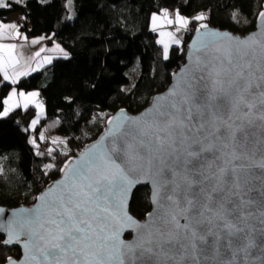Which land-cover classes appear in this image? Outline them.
I'll return each mask as SVG.
<instances>
[{
    "label": "snow or ice",
    "instance_id": "obj_1",
    "mask_svg": "<svg viewBox=\"0 0 264 264\" xmlns=\"http://www.w3.org/2000/svg\"><path fill=\"white\" fill-rule=\"evenodd\" d=\"M14 2L19 4L22 0ZM10 7L8 0H0V9ZM202 18L196 17L198 20ZM152 19L155 25L159 18L154 14ZM164 19L168 24L175 22L184 28L188 24L179 12L173 21L165 10ZM259 19L261 39L257 40L254 34L239 43L249 45L251 42L264 48V12L259 13ZM6 30L20 35L18 25L0 21V40L5 38ZM161 35L171 37L173 33L162 32ZM223 38L234 39L227 34L222 37L217 32H204L193 45L194 62L181 71L176 86L157 97L153 108L142 119L117 117L116 127L109 133L113 137L110 145H94L72 167L66 165L63 180L43 193L37 206L22 210L18 220L8 223L4 229L8 238L3 244H20L21 237L24 240L22 259L6 258V264H144L141 258L144 252L154 251L153 244L175 264V246L195 249L198 243L207 244L205 233L210 229L206 225L212 223L218 229L212 233L216 241L225 242L223 246L232 253L233 259L238 253H244L246 264L247 257L253 256L251 250L259 249L260 259L264 262V243H257L255 235L259 231L260 239L264 241V191L255 197L250 195L252 189L243 190L241 176L249 174L250 166L243 162L247 152H237L235 144L236 130L244 122L251 124L249 117L264 121V75L259 77L255 91H252L253 84L245 79L243 71L236 74L238 79L228 81L227 89L220 79V72L215 73L216 78L205 73L203 69L209 67L210 61L196 53ZM38 42L32 41L33 44ZM173 42L178 44L180 41ZM160 43L164 44V58L167 59L168 43L163 40ZM16 48L14 43H0V73L5 81L10 80L13 84L21 76L35 71L17 70L24 57L14 54ZM44 51L41 48L35 57ZM44 59L51 62V57ZM248 67L251 68V64ZM239 80H245V83L242 85ZM233 86L235 94L231 91ZM38 95L21 91L17 99V92L13 89L3 101L6 107L0 111V116H7L13 108L20 106V101L25 108L32 103L42 109V104L35 100ZM257 96L260 98L258 103ZM38 119L32 121L33 128ZM238 120L241 124H237ZM112 123L109 120V124ZM40 139H44L43 134ZM30 143L35 145V139ZM246 144L247 137L245 148ZM229 148L231 150L227 151ZM48 151L51 153L52 149ZM216 161L220 163L213 172L212 165ZM206 166L208 172L204 173L201 170ZM253 166L260 169V176L264 177V152ZM46 167L52 168L53 165ZM181 171L184 172L183 182L177 180ZM193 171L204 180H215L217 185H231V195L227 198L218 195L216 185L207 192L197 187L202 181L189 178L188 173ZM2 173L3 167L0 166ZM141 175L152 182L154 205L153 212L147 214L143 223L128 215L122 195H126L127 189L134 181H139ZM200 192H205L203 198L198 195ZM175 209H179V214ZM249 217H258V225L250 228ZM181 219L184 223L180 222ZM127 228L135 231L133 241L121 239ZM165 245L172 247L166 248ZM138 249L142 250L139 256ZM219 250L213 248V251ZM126 256L129 259L126 260Z\"/></svg>",
    "mask_w": 264,
    "mask_h": 264
},
{
    "label": "trees",
    "instance_id": "obj_2",
    "mask_svg": "<svg viewBox=\"0 0 264 264\" xmlns=\"http://www.w3.org/2000/svg\"><path fill=\"white\" fill-rule=\"evenodd\" d=\"M68 1L17 4L8 0L11 7L0 9V21L8 22L17 14L28 38L46 37L63 48L50 65L16 85L21 90L40 91L46 116L35 128L32 121L38 110L34 106L19 107L0 117V206L34 204L42 190L60 176L64 164L102 134L112 115L121 109L137 114L169 87L185 62V45L173 47L165 59L151 29L154 14L179 11L190 18L194 28L208 22L245 35L255 30L264 5V0H73L76 17L71 21ZM201 14L205 18L197 22ZM185 38L187 44L189 37ZM11 89L9 83L2 85L0 111ZM44 132L66 143H53L47 136L40 139ZM33 139L35 145L30 143ZM151 209L149 188L137 189L131 212L144 219ZM20 256L18 248L0 245V263Z\"/></svg>",
    "mask_w": 264,
    "mask_h": 264
},
{
    "label": "water",
    "instance_id": "obj_3",
    "mask_svg": "<svg viewBox=\"0 0 264 264\" xmlns=\"http://www.w3.org/2000/svg\"><path fill=\"white\" fill-rule=\"evenodd\" d=\"M261 12H264V5ZM202 25H206L207 27H201ZM207 31H213L219 33L222 37H224L225 34L227 36L232 37L234 39L229 40L227 38H223L219 40L218 43L213 44L210 48L196 53V55L201 56L203 59L204 57H207L210 61L209 67L206 69H203L205 73H211L212 78L215 77L216 72H220L221 76L220 79L223 81L224 87L228 88V81L232 79H238L237 73L240 71L244 72L245 79L247 81H251L253 84L252 91H255V84L259 82V77L261 75H264V48H261L258 44H252L249 42V45H244L239 43L240 40H246L249 37H253L255 34V38L257 40L261 39L260 33H261V24L260 19L258 17L257 24L255 30L242 35L234 33L230 30H223L217 27H214L213 25L209 24L208 22H202L197 25L195 28L194 33L190 36L189 42L185 47V62L182 64V66L178 69V71L173 75L172 82L169 85V87L162 93L155 95L150 104L141 112L137 114H131L126 109H121L118 112H116L114 115H112L106 124V127L104 128L102 134L93 142L85 146L80 153L77 156H74L70 158L62 167L60 176L52 181L45 189L42 190V192L37 196L36 201L31 206H20L16 208H8L4 206H0V245L13 249L18 248L21 251L20 258H14L10 257L12 260L19 261L23 257V249H22V243L24 240V237H21V243H12L9 245H4L3 242L8 238L7 231L4 230L8 223L10 221L18 220L19 214L22 212V210L25 209H33L35 206L39 204L38 198L45 193L50 187L55 185L57 182H60L63 180L65 176L66 165L68 167H72L73 163L76 161H79L81 157L94 145L97 144H104V145H110L111 140L113 139L112 136L109 135L110 130L116 127L117 117H127V118H137L142 119L150 109L153 108L154 104L156 103V98L165 95L168 93L170 89H172L174 86L177 85V82L179 80V74L183 69H185L186 66H188L191 62H194L193 57V45L200 39L201 35L204 32ZM231 56V63H229V57ZM251 64V68L248 67V65ZM249 72H251V75H249ZM239 82L243 85L245 83V80H239ZM177 92L180 91V88L177 87ZM232 93L235 94V88L231 89ZM251 99V97H249ZM259 97H256L257 103L259 102ZM249 119L252 120L251 124H248L247 122L242 123V126L239 128V130H236V150L237 152L246 151L247 152V158L244 159V163L248 164L250 166V172L248 175L241 176V185L243 187L244 191H248V189H252L250 195L259 197L260 192L264 191V177L260 176V169L254 167V163L258 162L260 154L264 152V121H261L255 116L249 117ZM109 120H112L113 123L109 124ZM237 124H241V121L238 120ZM224 130L223 128L221 129ZM245 137H247V144L245 148ZM205 144L208 143V141L204 142ZM229 148L227 151H230ZM180 153L183 154V148H181ZM205 155H210L206 153ZM119 162V161H117ZM220 161H216L212 165V171H215L216 164H219ZM204 173L208 172L207 166L201 170ZM183 176L184 172L181 171L180 175L177 176V180L183 182ZM189 178H195L202 181L201 184H199L197 187L203 188L205 192L210 191L214 185L217 187V194L221 196H225L226 198L231 195L229 192V188H231V185L228 184H216L215 180H204L203 176L197 175L196 172H189L188 173ZM149 188L150 190V201L152 205V209L150 212H153L154 205L152 203V194H153V185L151 180L144 175H141L139 178V181H134L133 185L127 189L126 195L122 194L127 207V213L132 218H134L136 221L143 223L147 215L144 219H139L131 212V204L133 200V196L137 189L139 188ZM195 190V189H194ZM205 192H200L198 195L203 198ZM183 206V205H181ZM174 211L179 214V209H175ZM149 212V213H150ZM258 217H249L248 218V224L251 228L254 225H258ZM181 223H184V220H180ZM207 229H210V232H206V239L208 241L205 245H200L198 243V246L193 249L191 246H187L186 249H180L179 245H176L173 249V252L175 254V264H229V261H232V264H245L244 259V253H238L233 259L232 253L229 252L223 245L224 241L217 242L215 239V236L212 233L217 232V227L215 223L207 224ZM257 238V243H264L260 239V232L256 231L255 233ZM135 237V231L132 228H127L124 230L123 235L121 236V239L124 241H133ZM145 247H148L147 245ZM154 251L153 252H144L143 257L141 260L144 262V264H147L148 261H152L153 264H173L172 260L168 259V256L164 253L160 252L157 249V246L153 244L151 246ZM166 248H171V245H165ZM218 247L220 250L219 252L213 251V248ZM141 249L137 250V255L139 256ZM253 256L247 257L246 264H264V262L260 259L259 249H252ZM126 260L129 259V257H125ZM0 264H6L0 263Z\"/></svg>",
    "mask_w": 264,
    "mask_h": 264
},
{
    "label": "rangeland",
    "instance_id": "obj_4",
    "mask_svg": "<svg viewBox=\"0 0 264 264\" xmlns=\"http://www.w3.org/2000/svg\"><path fill=\"white\" fill-rule=\"evenodd\" d=\"M22 1H24V0H22ZM41 2H43V3H45V2H48V1H50V0H40ZM68 8H69V12H70V20L71 21H73L74 19H75V17H76V11H75V7H74V4H73V0H71V3H69V1H68ZM167 12H168V18L169 19H171V20H173V21H175V17H176V13L177 12H179V11H170V10H167ZM179 14L181 15V16H183L184 18H186L187 20H188V24H187V27L186 28H184V27H180L179 25H177L175 22L174 23H172V24H168L167 22H166V20L164 19V11L162 12V13H160V14H155L159 19L155 22V25H154V23H153V19H151V29H152V31H154L156 34H157V41H158V43H159V45L163 48V51H164V44L163 43H160V41H165L166 43H168V57H169V55H170V52H171V49L173 48V47H180V46H183V45H185L184 47H186V45L188 44V42H187V44H184L185 43V37H189V39H190V36L187 34V30H188V28H190L191 26H193V23L191 22V20H190V18H188V17H186V16H184V15H182L180 12H179ZM199 16H202L203 18L202 19H196L197 20V22H199V21H203L204 20V18H205V16L203 15V14H201V15H199ZM153 17V16H152ZM21 25H22V23H21ZM177 28H179L180 30L179 31H177ZM195 30V29H194ZM173 33V36H168V35H164V36H162L161 35V33ZM174 40H179L180 42L177 44V43H174L173 41ZM53 43H55V44H53ZM57 45H59V48H57L56 46ZM42 48H44L45 49V51H44V55H43V59L45 58V57H51V62H47V61H45V59L43 60L44 61V63H45V67L46 66H48V65H50L52 62H53V60H54V58H55V56L57 55V54H59V53H61V52H63V51H61L60 49H62L63 50V48H62V46L57 42V41H52L51 43L49 42V39H48V43H45L43 46H42ZM36 62V63H35ZM39 64V61L38 60H35V59H31V60H27V59H24L23 60V65L22 66H18L17 67V70L18 71H25V70H29V69H41L40 67H37V65ZM36 72H37V70H35ZM35 71H30V73H29V75H31V74H33V73H36ZM9 74L11 75L12 73L10 72V70H9ZM29 75H26V76H21L20 78H19V80L22 78V77H27V76H29ZM18 80V81H19ZM4 83H9V84H11L12 82L9 80L8 82H1V84H0V89H1V87H2V85L4 84ZM18 83V82H17ZM13 84V83H12ZM14 85V84H13ZM13 89H15L16 90V92H17V99H19V93L22 91V92H24V93H31V92H36V93H38L39 95L37 96V97H35V100H36V102L37 103H39V104H42V109H40V108H37L36 107V105L35 104H32V103H30L29 105H28V107H30V106H34V107H36L37 108V110H38V115H37V117H39V119H38V122H37V124L39 123V121H40V119L41 118H43V117H45L46 116V106H45V103H44V101H43V99H42V96H41V93H40V91L39 90H32V91H25V90H21V89H18L16 86H14V87H12V89H11V92H12V90ZM11 92H10V94H11ZM9 94V95H10ZM8 98V97H7ZM19 107H22V108H24V109H27V108H25L24 106H23V101H20V106ZM19 107H16V108H19ZM16 108H13L12 109V111L14 110V109H16ZM11 113V111L8 113V115ZM7 115V116H8ZM7 116H0L1 118H4V117H7ZM37 117H36V119H37ZM35 119V120H36ZM45 136H47L46 138L47 139H49V141H54V140H56V141H58L57 142V144H65L66 143V140L64 139V138H62V137H59V136H49V135H47L45 132H44V137Z\"/></svg>",
    "mask_w": 264,
    "mask_h": 264
},
{
    "label": "crops",
    "instance_id": "obj_5",
    "mask_svg": "<svg viewBox=\"0 0 264 264\" xmlns=\"http://www.w3.org/2000/svg\"><path fill=\"white\" fill-rule=\"evenodd\" d=\"M21 22H22V18L17 14L12 15L8 22H4L5 24L15 23L16 25H18L20 35L16 36L15 32L13 30H6L5 31V38L0 40V43H5V44L14 43L17 45V48L15 50H13L14 54H17V55L22 54L24 59H27V60H31V59L38 60L39 64L41 65L40 66L41 69H35L38 72V71L42 70L43 68H45V63L43 61L44 60L43 59L44 52H42L39 57H35V53L38 52L45 43H48V39L46 37H44V39H40L41 37L34 38V39L28 38L25 35V33L22 31ZM25 37H27V39H25ZM33 40H38L39 42L36 44H33L32 43ZM53 44H55V43H53ZM22 65H23V61L21 62L20 66H22ZM10 72H11V69H10ZM0 75H1L0 84H1V82H8V81H5L3 79V73H0ZM19 81H17V82H19ZM11 85H12V87H14L17 85V83H15L14 85L11 83Z\"/></svg>",
    "mask_w": 264,
    "mask_h": 264
},
{
    "label": "built area",
    "instance_id": "obj_6",
    "mask_svg": "<svg viewBox=\"0 0 264 264\" xmlns=\"http://www.w3.org/2000/svg\"><path fill=\"white\" fill-rule=\"evenodd\" d=\"M195 28L193 27V26H191L190 28H188V30H187V34L189 35V36H191L193 33H194V30Z\"/></svg>",
    "mask_w": 264,
    "mask_h": 264
}]
</instances>
